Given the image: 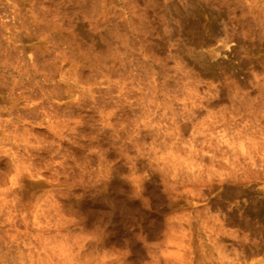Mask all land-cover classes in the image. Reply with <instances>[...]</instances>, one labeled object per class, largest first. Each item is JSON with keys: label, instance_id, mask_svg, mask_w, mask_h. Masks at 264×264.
Masks as SVG:
<instances>
[{"label": "rangeland", "instance_id": "374dc122", "mask_svg": "<svg viewBox=\"0 0 264 264\" xmlns=\"http://www.w3.org/2000/svg\"><path fill=\"white\" fill-rule=\"evenodd\" d=\"M0 264H264V0H0Z\"/></svg>", "mask_w": 264, "mask_h": 264}]
</instances>
